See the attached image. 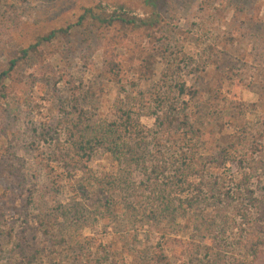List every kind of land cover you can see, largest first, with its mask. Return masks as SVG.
I'll return each instance as SVG.
<instances>
[{
  "label": "rangeland",
  "instance_id": "1",
  "mask_svg": "<svg viewBox=\"0 0 264 264\" xmlns=\"http://www.w3.org/2000/svg\"><path fill=\"white\" fill-rule=\"evenodd\" d=\"M120 7L159 22L123 39L77 25L87 8ZM53 29L67 31L22 57ZM12 58L0 85V264H264V0H0V73ZM180 99L202 148L171 189L167 134L186 121L159 116ZM67 111L143 128L146 164L168 162L170 211L154 219L140 150L117 158L93 140L69 159Z\"/></svg>",
  "mask_w": 264,
  "mask_h": 264
},
{
  "label": "trees",
  "instance_id": "2",
  "mask_svg": "<svg viewBox=\"0 0 264 264\" xmlns=\"http://www.w3.org/2000/svg\"><path fill=\"white\" fill-rule=\"evenodd\" d=\"M160 15L158 12H152L149 17H138L134 15L128 14L123 7H120L119 10H115L111 14H106L104 11H96L94 8H87L85 13L79 17L77 25H84L85 22L92 21L90 25H92L95 29L101 32L104 38H109L108 36L111 34L112 29L116 31V36L123 39L125 35H129V33H133L137 28H150L159 22ZM66 29H53L47 34L41 36L36 43L30 45L28 48L21 49L22 57L28 55L29 51L37 50L43 43L51 42L53 39L60 37L61 34L66 32ZM122 32V34H118ZM119 38V39H120ZM18 59L12 58L10 60V66L8 70L0 73V85L2 84V79L6 78V75L12 70ZM117 68L116 74L121 70V63L115 61H106V71L109 70L108 67ZM143 67V66H142ZM111 69V68H110ZM134 69V67H133ZM139 75L143 77L142 68H136ZM136 71V70H135ZM145 75V74H144ZM185 91V84H182V92ZM82 93V91H80ZM77 100L80 96L75 97ZM77 100L73 103L71 108L79 109L77 105ZM181 102V99H180ZM180 102L171 103L168 108L163 112L160 116V125H163V119L168 120L171 123L174 120H177L180 117L185 119V127L181 130L174 129L168 132V137L170 142L172 143V156L175 158L172 160V164L174 166V176L171 178V182L169 181V188L175 189V187H181L177 184V182H181L179 178L178 181L177 176L180 172L183 171V166L186 161L190 159V157L195 156L197 150H201L202 146H200L196 141H200V135L196 134V130L194 129V125L190 122L191 118L188 115L187 107L188 102L183 100L181 102L182 108H177ZM68 105V104H67ZM64 118V126L66 129V133L68 136L69 143V151L65 154L69 159L74 160L75 157L73 155L82 158L88 152L93 151L96 146L92 145L91 141L96 140L100 147H103L106 151H108L112 156L120 158L122 155L126 156L133 149H138L142 152V160L138 161L137 164L141 166L144 170V174L146 175V180L143 182L147 189H150L157 195V198L152 201V210L154 211V219L158 218L159 215H165L170 210V205H174L172 200L166 197L165 186L159 183L161 178L166 175L167 161L159 158V155L156 154L154 157L155 161H151L150 166L146 164V159H144L145 150H143L147 146V142L144 135L143 128L135 129V125L129 118L124 120H115L109 124L105 125H92L89 122H76L75 118L72 116V111H67L65 113ZM123 119V118H122ZM139 124V122H138ZM140 125V124H139ZM198 131V130H197ZM99 134L103 135L100 137ZM203 134V133H200ZM136 141L130 143V141ZM196 140V141H194ZM133 148V149H132ZM137 151V153H138ZM161 153V151H158ZM72 154V155H70ZM79 161V160H78ZM193 168V167H192ZM253 170V168H251ZM251 172H245V175H249ZM171 177V176H170ZM174 178V179H173ZM185 186V185H183ZM129 185L127 186V188ZM126 188V189H127ZM132 189L131 186L128 188V191ZM161 196L163 197L161 200ZM112 205V200L108 199L106 201V206L110 207Z\"/></svg>",
  "mask_w": 264,
  "mask_h": 264
}]
</instances>
